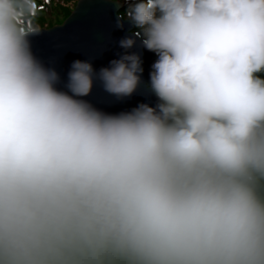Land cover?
I'll return each instance as SVG.
<instances>
[{
	"label": "clouds",
	"instance_id": "clouds-1",
	"mask_svg": "<svg viewBox=\"0 0 264 264\" xmlns=\"http://www.w3.org/2000/svg\"><path fill=\"white\" fill-rule=\"evenodd\" d=\"M124 54L60 73L0 0V264H264V0H110ZM157 59L158 103L108 114Z\"/></svg>",
	"mask_w": 264,
	"mask_h": 264
},
{
	"label": "water",
	"instance_id": "water-1",
	"mask_svg": "<svg viewBox=\"0 0 264 264\" xmlns=\"http://www.w3.org/2000/svg\"><path fill=\"white\" fill-rule=\"evenodd\" d=\"M110 0H80L70 17L62 24L50 29H40L41 33L30 37L34 55L45 66L53 67L60 73L63 83L73 61H89L99 71L109 66L110 61L124 54L119 41L131 32V26L116 27L117 11H121ZM131 51L141 55L143 60L142 85L133 96L118 100L106 93L100 82H95L93 91L85 99L98 110L108 114L129 112L140 104L155 106L158 101L148 90L149 73L157 59L154 53L137 47Z\"/></svg>",
	"mask_w": 264,
	"mask_h": 264
},
{
	"label": "trees",
	"instance_id": "trees-1",
	"mask_svg": "<svg viewBox=\"0 0 264 264\" xmlns=\"http://www.w3.org/2000/svg\"><path fill=\"white\" fill-rule=\"evenodd\" d=\"M79 0H36L35 24L39 29L62 24L73 13ZM124 12V7L120 11Z\"/></svg>",
	"mask_w": 264,
	"mask_h": 264
},
{
	"label": "rangeland",
	"instance_id": "rangeland-1",
	"mask_svg": "<svg viewBox=\"0 0 264 264\" xmlns=\"http://www.w3.org/2000/svg\"><path fill=\"white\" fill-rule=\"evenodd\" d=\"M79 1H80V0H79ZM75 9H76V8H75ZM68 18H69V17H68ZM68 18H67V19H68ZM67 19H66V20H67ZM66 20H65V21H66ZM65 21H64V22H65ZM64 22H63V23H64ZM63 23H62V24H63ZM62 24H59V25H62ZM56 26H58V25H56ZM54 27H55V26H54ZM43 29H50V28H43Z\"/></svg>",
	"mask_w": 264,
	"mask_h": 264
}]
</instances>
